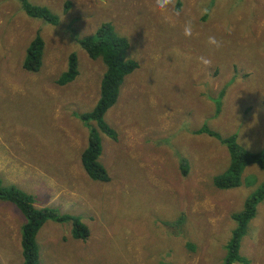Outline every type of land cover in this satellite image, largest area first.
I'll use <instances>...</instances> for the list:
<instances>
[{"label":"rangeland","instance_id":"obj_1","mask_svg":"<svg viewBox=\"0 0 264 264\" xmlns=\"http://www.w3.org/2000/svg\"><path fill=\"white\" fill-rule=\"evenodd\" d=\"M28 1L58 22L29 16L20 0H0V182L32 195L36 208L75 215L89 231L76 239L69 222L47 220L36 234L39 264H224L232 215L264 170L249 164L238 186L215 187V169L226 171L229 152L212 136L187 131L203 125L221 137L236 133L240 146L264 154V0H208L215 12L203 18L200 0H183L174 25L162 22L154 0ZM188 19L192 37L182 34ZM104 21L127 38L125 57L137 63L103 117L116 139L78 116L95 106L106 70L79 40ZM37 33L42 64L26 72L25 51ZM209 36L221 47L209 46ZM70 53L78 74L57 85ZM201 56L211 64H201ZM183 125L186 134L175 136ZM90 129L100 139L107 182L88 178L80 166ZM22 220L15 205L0 200V242L10 241L0 247V264L20 263ZM238 253L243 261L233 264H264V196Z\"/></svg>","mask_w":264,"mask_h":264},{"label":"trees","instance_id":"obj_2","mask_svg":"<svg viewBox=\"0 0 264 264\" xmlns=\"http://www.w3.org/2000/svg\"><path fill=\"white\" fill-rule=\"evenodd\" d=\"M21 8L33 18H42L50 24H57L58 18L48 8L31 5L28 0H20ZM80 47L91 59L101 57L105 63L106 70L100 82L99 98L93 109L87 113L79 114V118L87 122L95 121L98 128L110 138L116 139V133L104 122V114L114 105L118 96L119 86L125 75L132 72L137 63L127 60L125 57L129 47L127 38L119 35L113 28L111 22L104 21L93 34L79 40ZM44 42L36 36L28 44L25 57L22 62V70L35 73L42 64ZM78 74V61L75 53H70L67 59V68L55 79L57 85H64L72 81ZM223 93V92H220ZM198 132L205 133L224 144L229 152V166L225 172L213 176L212 182L219 189L232 188L240 184L241 174L249 164H256L264 170V154L259 151L247 150L240 146L236 133L227 137H221L207 126L201 125ZM102 148L98 134L90 129L85 148L80 154V166L86 176L92 180L107 182L109 176L105 167L99 162ZM181 167V166H180ZM188 165L181 167V173H187ZM264 196V180L260 186L251 193L244 202L243 210L233 214L235 227L227 243V254L224 264H233L243 261L239 255L241 237L247 232V225L254 217L257 204ZM0 200H6L17 207L23 217L20 234V248L22 255L21 264H39L38 244L36 234L41 226L47 221L64 222L71 224V235L73 238L86 240L89 235L87 225L82 223L78 217L70 213H61L52 207L36 208L32 195L22 191L15 185L4 187L0 182ZM183 217L178 224H182Z\"/></svg>","mask_w":264,"mask_h":264},{"label":"clouds","instance_id":"obj_3","mask_svg":"<svg viewBox=\"0 0 264 264\" xmlns=\"http://www.w3.org/2000/svg\"><path fill=\"white\" fill-rule=\"evenodd\" d=\"M102 2L107 6L106 0H102ZM153 10L160 15L163 23L174 25L184 11L183 0H154ZM197 12L198 16L201 18L211 17L214 14L215 9L209 6L208 0H200ZM193 32V21L188 19L183 24L182 34L184 37H192ZM207 44L217 49L221 47V42L214 36L208 37ZM198 59L200 63L205 66L211 64V61L203 56Z\"/></svg>","mask_w":264,"mask_h":264},{"label":"crops","instance_id":"obj_4","mask_svg":"<svg viewBox=\"0 0 264 264\" xmlns=\"http://www.w3.org/2000/svg\"><path fill=\"white\" fill-rule=\"evenodd\" d=\"M110 108H112V106L110 107ZM109 108V109H110ZM108 109V110H109ZM108 112V111H107ZM199 128V127H198ZM198 128H195V129H193V128H189V130L187 131V133H188V135L189 136H192V132L195 134V135H198V136H202L203 137V135H207V134H205V133H200V132H198ZM188 128L185 126V125H183V126H180L179 128H178V131L176 132V135L175 136H177V135H183V134H186L185 133V131L187 130ZM233 134V133H232ZM131 135L132 136H134V137H136L135 138V140L133 141V146H135V145H139L140 143H141V138L140 137H137V134L136 133H134L133 131L131 132ZM207 136H209V135H207ZM194 148H196V147H194ZM193 148V149H194ZM190 150H192V148H188V151L187 152H189ZM185 154V153H184ZM220 157H223V155H219ZM186 162H187V165H188V167H189V163H190V161L187 159V157H185V158H181L180 159V161H179V164H180V166L182 167V166H185V164H186ZM214 168H215V166H214ZM215 173L216 174H221L222 172H220L219 170H217V169H215ZM218 172V173H217ZM215 174V175H216ZM20 212V211H19ZM21 213V212H20ZM22 223H23V220H22ZM22 223L20 224V227H19V233H18V239L16 240V246H18V248H19V252L21 253V248H20V234H21V225H22ZM42 227V226H41ZM38 233V232H37ZM7 240H5V242L4 243H1L0 242V247H2V246H5L6 247V243H7V241L9 240L8 238H6ZM36 242H37V240H36ZM8 243H10V241H8ZM38 244V243H37ZM22 260H23V258L21 259V261H20V263L19 264H21V262H22Z\"/></svg>","mask_w":264,"mask_h":264},{"label":"flooded vegetation","instance_id":"obj_5","mask_svg":"<svg viewBox=\"0 0 264 264\" xmlns=\"http://www.w3.org/2000/svg\"><path fill=\"white\" fill-rule=\"evenodd\" d=\"M223 173V172H222Z\"/></svg>","mask_w":264,"mask_h":264}]
</instances>
